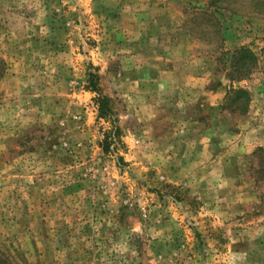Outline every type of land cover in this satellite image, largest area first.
I'll return each instance as SVG.
<instances>
[{"label":"rangeland","instance_id":"374dc122","mask_svg":"<svg viewBox=\"0 0 264 264\" xmlns=\"http://www.w3.org/2000/svg\"><path fill=\"white\" fill-rule=\"evenodd\" d=\"M154 1L0 0V253L18 264H264V15Z\"/></svg>","mask_w":264,"mask_h":264},{"label":"trees","instance_id":"16d2710c","mask_svg":"<svg viewBox=\"0 0 264 264\" xmlns=\"http://www.w3.org/2000/svg\"><path fill=\"white\" fill-rule=\"evenodd\" d=\"M209 4L211 6H216V10L219 9H228L229 11L233 13H242L244 11H253L260 15H264V0H208ZM256 55L254 52H252L249 48L242 46L241 48L237 49V52L234 53V59H232L233 64L235 65L237 62H240V67H237L238 70H235L239 73V76H243V74H247L251 68L248 62H255ZM253 62V63H254ZM234 79V78H232ZM91 89L98 93L96 96V101L99 105V115L107 117L108 114L111 112L110 107V100L109 97L102 94L100 87L98 86V83L96 82V78L94 74L91 77L90 80ZM237 97L240 98L241 96H244L248 93V90L245 88H237L234 89ZM113 136L117 135L119 132V128L117 125L113 126ZM112 134V133H111ZM111 134H108L106 138L111 137ZM0 264H18L16 259L0 253Z\"/></svg>","mask_w":264,"mask_h":264},{"label":"crops","instance_id":"0c3cea01","mask_svg":"<svg viewBox=\"0 0 264 264\" xmlns=\"http://www.w3.org/2000/svg\"><path fill=\"white\" fill-rule=\"evenodd\" d=\"M145 1H147V0H145ZM149 1V3H150V1H154V0H148ZM155 2V1H154ZM164 73H165V71H163ZM163 77H164V79H166L167 81L169 80V77H168V75H164L163 74ZM194 78H196V77H194ZM193 80H190L189 81V83H191L192 85H193V82H192Z\"/></svg>","mask_w":264,"mask_h":264}]
</instances>
